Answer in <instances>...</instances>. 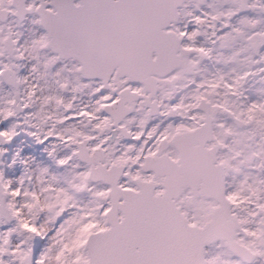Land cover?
<instances>
[{"label": "snow or ice", "instance_id": "6c2138e0", "mask_svg": "<svg viewBox=\"0 0 264 264\" xmlns=\"http://www.w3.org/2000/svg\"><path fill=\"white\" fill-rule=\"evenodd\" d=\"M14 3L0 14L21 15ZM233 3L26 0L30 40L0 25V91L24 92L22 106L0 105V164L32 171L16 150L24 133L60 168H82L67 186L41 168L39 192L0 168V227L15 221L0 264H264V94L246 95L264 82V0ZM249 10L261 15L232 22ZM221 63L238 68L200 75ZM37 101L62 113L46 132L17 118ZM59 143L75 147L55 158Z\"/></svg>", "mask_w": 264, "mask_h": 264}, {"label": "rangeland", "instance_id": "374dc122", "mask_svg": "<svg viewBox=\"0 0 264 264\" xmlns=\"http://www.w3.org/2000/svg\"><path fill=\"white\" fill-rule=\"evenodd\" d=\"M5 7H12L11 5L5 4ZM14 8V7H12ZM15 9V8H14ZM0 25L4 27L5 33L11 31L12 33H23L24 38L30 40L33 32H34V26L30 23V18L27 17L23 22H19L17 18H15L13 15L9 14L7 22H2L0 20ZM23 67L19 69V75L25 76L28 75L32 66V61H24ZM189 78H192V74L189 73ZM198 77V76H197ZM196 77V78H197ZM51 78H49L50 80ZM42 85H44V82H41ZM45 95L48 93V87L45 85ZM19 91V95H24L23 89L15 90L10 89L9 86L5 85L4 91H0V105L3 104V102L6 99L11 98L12 96H16L15 94ZM18 100V99H17ZM88 101L87 95H84L81 97V100L77 102V106L81 103H86ZM18 103L22 106V102H20V99L18 100ZM26 111H23L22 113L18 114V120L21 123V126L24 128H27L29 131H36L35 127H32L33 125L39 126L40 131L46 132L48 128L53 127L56 124V121L61 119L62 113L59 109L56 108L55 105L49 104V105H42L40 101H37L34 107L31 109V115H26ZM48 116H51L52 119H47ZM11 122H5L4 125H0V130L4 126H10ZM85 124L88 125V122L85 121ZM75 127L83 129L84 131H89L92 128V125L89 124L87 128H84L83 124L76 125ZM57 131L62 132L65 135H70L71 132L67 128H61L56 127ZM17 131H20L18 128ZM22 137L24 139L21 141V143L17 146L16 150H21V154L25 158H32L35 163L31 165L32 171H29L25 173L24 168L22 166L16 167L13 166L12 169H9L7 167V164H0V168H4L6 170V176L9 179H12L14 181H18L19 178L23 175H30L32 176L31 183H28L26 181L25 186L29 190L37 191L39 192L42 184H41V176H40V169L43 167H47L49 169V176L48 179H51V175L57 176V183L58 186H67V182L70 181L75 174V172L82 170L76 169V168H60L56 163L55 160L48 156V154L44 151V146L37 145L32 143V138L27 137L24 133H21ZM113 137L119 135L118 132L111 133ZM25 145L27 147H25ZM73 146H68L63 143H59L55 147V158H63L67 155L71 154ZM51 150V149H50ZM14 151V150H10ZM79 163L82 166H85V162H81L80 160H74L73 164ZM230 179V178H229ZM231 180V179H230ZM22 203V202H21ZM20 206V203L17 204V207ZM46 217L44 215H41L39 218V222H44ZM0 220H3L0 218ZM15 224V221H13L11 224H3L2 227H0V231H4L7 228L12 227ZM25 239V236L20 234L19 232L15 233V235L12 237L13 245L18 244L21 240Z\"/></svg>", "mask_w": 264, "mask_h": 264}, {"label": "flooded vegetation", "instance_id": "af4514ba", "mask_svg": "<svg viewBox=\"0 0 264 264\" xmlns=\"http://www.w3.org/2000/svg\"><path fill=\"white\" fill-rule=\"evenodd\" d=\"M187 3H189V5L191 7H195L196 4H199L200 1L196 0L194 2L192 1H186ZM207 3L212 4L213 8L212 9H207L205 7L206 11H223V10H227L230 9L232 7L235 6V4L233 3V0H206ZM203 6V5H201ZM261 14L255 11H244L242 12L239 16L233 18V23H237L241 18L243 17H248V18H259ZM211 30H209L210 32ZM201 39H203V37H201ZM238 43H234V47H238ZM261 51H264V49H261ZM202 71L200 73L201 76H207L210 75L211 72H214L216 69H224V71H228V69L230 68H238V65L236 64H229L227 67L224 66L223 63L221 64H215V65H210V64H206V65H202L201 66ZM200 77L198 76L197 79H199ZM246 88L248 89V91L246 92V95L250 98H259L260 95L264 94V82H258V80H253L250 81L248 85H246ZM238 131H242V129L237 127ZM230 179H232V177H229ZM3 219V218H1ZM5 220V219H3ZM13 222V221H12ZM7 224H11V223H6ZM15 235V234H14ZM13 235V236H14ZM12 244H13V240H12Z\"/></svg>", "mask_w": 264, "mask_h": 264}, {"label": "water", "instance_id": "95a60500", "mask_svg": "<svg viewBox=\"0 0 264 264\" xmlns=\"http://www.w3.org/2000/svg\"><path fill=\"white\" fill-rule=\"evenodd\" d=\"M192 2L196 1V0H190ZM200 1V0H199ZM26 2V0H15V3L14 4H11L12 7H14L15 9H17L18 11H21V15H17L15 16L16 18H18L19 22H23L25 19H26V16H23L22 14V6L23 4ZM0 15H3L5 18L4 19H0L2 22H7L8 20V16L9 14L8 13H3V14H0ZM17 90V89H16ZM16 98L19 100L20 99V95H17L16 93ZM23 111H19L18 109V114L22 113ZM89 125V123H88ZM81 161V160H80ZM82 162V161H81ZM84 162V161H83ZM3 219H7V217H2Z\"/></svg>", "mask_w": 264, "mask_h": 264}, {"label": "clouds", "instance_id": "9594fccd", "mask_svg": "<svg viewBox=\"0 0 264 264\" xmlns=\"http://www.w3.org/2000/svg\"><path fill=\"white\" fill-rule=\"evenodd\" d=\"M14 47V45H11V44H7V45H5V48L6 49H11V48H13Z\"/></svg>", "mask_w": 264, "mask_h": 264}]
</instances>
